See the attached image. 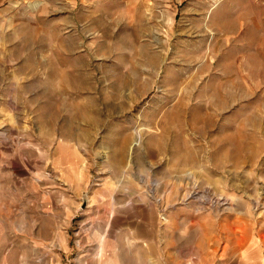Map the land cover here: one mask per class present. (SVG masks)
<instances>
[{
	"label": "rangeland",
	"instance_id": "1",
	"mask_svg": "<svg viewBox=\"0 0 264 264\" xmlns=\"http://www.w3.org/2000/svg\"><path fill=\"white\" fill-rule=\"evenodd\" d=\"M101 237L264 264V0H0V264Z\"/></svg>",
	"mask_w": 264,
	"mask_h": 264
},
{
	"label": "crops",
	"instance_id": "2",
	"mask_svg": "<svg viewBox=\"0 0 264 264\" xmlns=\"http://www.w3.org/2000/svg\"><path fill=\"white\" fill-rule=\"evenodd\" d=\"M88 231H94L98 236L105 234V229L98 228L97 230H88ZM129 239V238H127ZM91 240V239H90ZM98 242L95 244V247H89L86 251L77 252L74 256L72 264H170L173 260H166L165 261V248L163 247L161 250L158 251L155 254V256H148L145 260L142 262L138 261V255L137 252L141 251V253L145 252V248L143 246H138V244L134 248V253L136 256L132 259L130 257V252H127L126 257L121 260L119 257L121 252L119 250L112 246L110 243V239L106 240V238L101 237L97 238L94 241ZM139 239L136 240L138 242ZM139 249V250H138ZM175 263V262H174ZM182 264L181 260L177 261V264Z\"/></svg>",
	"mask_w": 264,
	"mask_h": 264
}]
</instances>
